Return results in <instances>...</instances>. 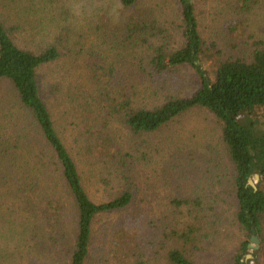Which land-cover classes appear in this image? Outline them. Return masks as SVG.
<instances>
[{
	"label": "rangeland",
	"instance_id": "rangeland-1",
	"mask_svg": "<svg viewBox=\"0 0 264 264\" xmlns=\"http://www.w3.org/2000/svg\"><path fill=\"white\" fill-rule=\"evenodd\" d=\"M195 3L207 52L204 67L211 75L221 62H250L254 52L264 48V0H255L248 9L238 0ZM142 8L153 9L158 28L170 32L166 47L175 48L180 42L175 26L181 18L172 0H140L128 10L118 0H0V17L15 30L21 47L36 53L52 46L58 50L60 58L39 71L38 83L94 202L113 201L122 191L120 170L108 173L99 158L89 162L91 156L101 153L97 145L109 139L122 154H129L124 157L127 167L121 169L131 170L135 203L125 211L99 218L88 264H111L103 238L108 243L122 221H131L132 215L137 216L144 235L137 244L132 242L130 263L171 264L169 252L178 244L173 233L181 234L194 225L203 241L195 251L196 261L224 264L246 234L234 219L238 205L233 164L220 123L208 111L196 108L136 141L117 118L103 112L109 99H130L150 109L170 97L190 95L198 84L195 71L189 67L169 74L153 70L150 46L156 45L157 38L145 44L123 41V24ZM143 60L146 77L139 73ZM97 98L104 103H97ZM23 112L10 86L0 82V155L19 147L13 165L17 181L9 180V191L0 183V264H65L71 237H63L61 247L55 246L42 208L52 195L60 197L66 206L65 229L74 225V210L57 176V160L34 121L20 115ZM97 163L96 168L91 166ZM105 164L113 169L111 162ZM106 176L108 185L102 182ZM254 182L257 187L259 181ZM21 190L22 195L18 194ZM184 201L189 203L179 205ZM259 241L258 248L250 251L261 250L260 263L264 264V240Z\"/></svg>",
	"mask_w": 264,
	"mask_h": 264
},
{
	"label": "trees",
	"instance_id": "trees-1",
	"mask_svg": "<svg viewBox=\"0 0 264 264\" xmlns=\"http://www.w3.org/2000/svg\"><path fill=\"white\" fill-rule=\"evenodd\" d=\"M43 1L46 3L48 0ZM118 1L128 10L140 0ZM172 1L178 7L181 18L180 24L175 26L180 34V42L175 48L166 47L170 32L158 28L159 22L153 9H138L127 19L121 29L123 41L134 44L139 41L145 44L148 40L157 38L156 45H149L152 53L149 65L153 70L157 74H169L171 71L189 67L195 71L198 84L190 95L170 97L161 106L150 109L130 99L123 102L109 99V103L103 105V112L110 118H117L136 141L160 131L190 110L200 108L213 115L222 126V140L228 148V155L233 164L234 194L238 205L234 219L246 234L245 241L239 244L224 264H261V250L251 254L249 245L253 229L256 236L264 240V48L257 49L250 62L242 60L221 62L215 74L211 75L204 67L203 58L207 52L199 30L195 0ZM238 1L244 9L255 3V0ZM132 39L134 40L131 41ZM160 42L164 44L160 45ZM59 58L60 54L53 46L39 53L21 47L17 42L15 30L8 27L0 17V82L10 86L15 102L24 111L20 115L25 119L30 117L34 121L48 150L57 160V176L64 185L66 196L71 200L75 214L74 225L71 229H65L63 214L66 206L60 197L50 194L52 196L42 208L50 241L61 247L63 237L70 235L71 247L65 264H88L92 258L95 226L99 218L125 211L134 205L136 185L129 173L130 168L121 169L127 167L125 158L129 154H122L112 140L105 139L103 143L97 145L96 150L101 153L92 154L89 162L92 163L95 158H99L103 161L100 166L104 165L108 173L114 169L120 170L119 181L122 191L110 202L96 203L89 197L78 164L55 127L38 83L39 71ZM143 64L144 60L139 63V73L146 77L148 71L142 68ZM110 72L113 73L112 70ZM103 96L108 97L105 94ZM96 101L101 105L104 103L98 98ZM89 113L94 115V112ZM13 150L0 155V183L5 185L7 187L5 190L8 191L12 190L9 187L11 183L9 180L14 182L18 179L13 175V165L19 147L15 146ZM106 161L111 162L112 170L105 164ZM91 166L96 168L99 165L97 163ZM256 175L260 176L257 190L249 185V180L255 181ZM102 182L108 185L110 180L106 176ZM20 193L22 195L23 191H18V194ZM187 203L189 201L181 202L179 205ZM138 223L137 216L132 215L131 221H122L108 243L106 238H103L106 242L104 251L108 257L107 262L134 264L130 263L129 256V252L133 251L132 242L137 244L140 236L144 235ZM198 233L199 230L194 225H189L181 234L173 233L178 244L169 252L168 260L171 264H200L195 259V251L200 249L199 245L203 242L199 239ZM248 255H252L253 258L247 259Z\"/></svg>",
	"mask_w": 264,
	"mask_h": 264
},
{
	"label": "water",
	"instance_id": "water-1",
	"mask_svg": "<svg viewBox=\"0 0 264 264\" xmlns=\"http://www.w3.org/2000/svg\"><path fill=\"white\" fill-rule=\"evenodd\" d=\"M255 179H256V181H259V179H260V176L259 175H256L255 176ZM249 185L251 186V187H253L255 190H257V187H256V185H255V182L251 179V180H249ZM259 238L256 236V231H255V229H253V236H252V238H251V243L252 244H250L249 245V248L250 249H252V248H258V244H259ZM253 244H255L256 246H253ZM253 258V256L252 255H248L247 256V259H252Z\"/></svg>",
	"mask_w": 264,
	"mask_h": 264
}]
</instances>
